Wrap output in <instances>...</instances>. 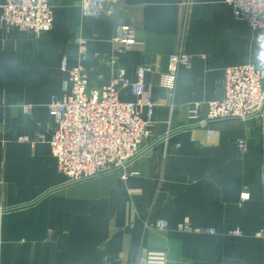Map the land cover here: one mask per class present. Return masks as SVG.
Instances as JSON below:
<instances>
[{"label":"crops","instance_id":"obj_1","mask_svg":"<svg viewBox=\"0 0 264 264\" xmlns=\"http://www.w3.org/2000/svg\"><path fill=\"white\" fill-rule=\"evenodd\" d=\"M50 4L47 33L0 24V264H146L150 250L176 264H264V115L207 118V102L224 95L227 67L264 68V31L236 18L227 0H124L113 18L85 16L82 0ZM123 24L136 35L129 49L112 40ZM178 52L191 55V66L166 79ZM108 57L134 82L140 66L151 68L152 136L126 176L72 182L51 150L49 104L67 92L65 64L82 62L90 86L109 85ZM120 98L137 99L130 89ZM157 220L169 228L147 227ZM181 223L216 233L179 231Z\"/></svg>","mask_w":264,"mask_h":264},{"label":"built area","instance_id":"obj_2","mask_svg":"<svg viewBox=\"0 0 264 264\" xmlns=\"http://www.w3.org/2000/svg\"><path fill=\"white\" fill-rule=\"evenodd\" d=\"M124 0H82V13L96 18H113ZM236 18L247 21L255 32L264 31V0H227ZM54 11L50 0H5L0 5V24L10 31L18 27L42 35L51 30ZM122 49L136 44L134 28L120 25L112 38ZM80 54L85 58L86 41L80 42ZM114 74L109 85L90 86L85 65L81 62L68 69L67 92L54 96L49 104L53 121L50 146L60 171L72 182L82 181L105 173L120 172L126 176L127 165L138 157L151 138L154 124L155 101L145 83L146 73L151 68H138L137 81L127 77L126 68L116 57H108ZM192 57L187 53H172L169 56L170 71L166 79L175 76L180 66L190 67ZM163 78L166 82L167 80ZM130 89L137 98L123 101L120 93ZM26 112L29 106H24ZM208 120L238 118L242 120L264 115V68L251 63L230 66L225 69L224 95L219 100L207 102ZM198 104L190 108L191 118H196ZM26 141V137H22ZM240 152L246 154V139L237 141ZM6 210L0 209V241L2 219ZM150 229H168L166 220L147 223ZM183 232L216 233L212 227H193L189 223L177 226ZM231 235H241L240 229L230 230ZM260 235V233H258ZM146 264H176L170 261L164 250H150Z\"/></svg>","mask_w":264,"mask_h":264},{"label":"clouds","instance_id":"obj_3","mask_svg":"<svg viewBox=\"0 0 264 264\" xmlns=\"http://www.w3.org/2000/svg\"><path fill=\"white\" fill-rule=\"evenodd\" d=\"M257 59L261 65H264V42L260 43V51L257 54Z\"/></svg>","mask_w":264,"mask_h":264},{"label":"rangeland","instance_id":"obj_4","mask_svg":"<svg viewBox=\"0 0 264 264\" xmlns=\"http://www.w3.org/2000/svg\"><path fill=\"white\" fill-rule=\"evenodd\" d=\"M62 172V171H61ZM65 174V173H64ZM66 175V174H65ZM67 176V175H66ZM68 177V176H67ZM69 179V178H68ZM89 179V178H88ZM78 182V181H77Z\"/></svg>","mask_w":264,"mask_h":264}]
</instances>
